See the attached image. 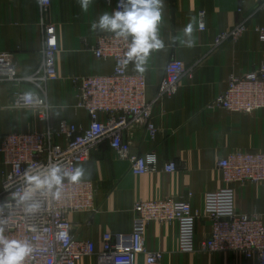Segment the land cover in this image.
Segmentation results:
<instances>
[{
    "label": "crops",
    "instance_id": "obj_1",
    "mask_svg": "<svg viewBox=\"0 0 264 264\" xmlns=\"http://www.w3.org/2000/svg\"><path fill=\"white\" fill-rule=\"evenodd\" d=\"M163 22L159 38L165 47L154 51L139 72L133 63L131 73L145 77V99L155 97L164 66L170 56L184 61L189 74L180 81L176 94L162 97L154 105L155 134L151 137L143 125L122 129V138L130 143L131 154L153 151L157 165L153 173L134 176L129 161L121 159L104 140L91 150L81 180L94 189L92 212L67 213L71 234L79 241H91L95 254L80 258L76 264H97L102 235H128L132 232L133 207L138 201L172 197L188 202L194 210L204 208L207 193L226 185L218 161L234 150H264V109L252 113L231 112L214 105L227 87L230 75H242L257 69L264 60V42L255 30L264 26V0H164ZM205 9L206 29H198L197 13ZM241 9V11H238ZM115 11L114 0H92L82 11L79 0H50L44 21L55 25L58 52L55 56L57 78L46 84L49 119L85 127L86 111L79 107L76 89L70 77L109 74L111 59H98L92 53L96 35L92 23L104 12ZM195 18L191 36L183 29ZM246 19L247 29L216 45V36L231 30ZM39 0H0V53H10L18 75L33 72L39 65L42 47ZM194 45V46H190ZM31 89L25 83L18 87ZM14 88L0 82V135L12 131H41L44 122L35 108L12 105ZM176 160L178 170L165 173L162 163ZM237 211L264 214V183L232 184ZM212 222L205 214L195 226L197 250L184 253L178 247V224L149 223L143 230L145 247L160 252V264H254L240 253H213L200 250L210 236ZM134 264H144L136 255Z\"/></svg>",
    "mask_w": 264,
    "mask_h": 264
},
{
    "label": "built area",
    "instance_id": "obj_2",
    "mask_svg": "<svg viewBox=\"0 0 264 264\" xmlns=\"http://www.w3.org/2000/svg\"><path fill=\"white\" fill-rule=\"evenodd\" d=\"M114 1L117 10L119 0ZM49 4L50 0H39L42 47L38 67L29 74L18 75L12 55L0 53V82L14 88L12 105L35 108L44 122L41 131H12L0 135V222H3L0 227L4 228L6 238L27 239L33 244L35 251L25 264H76L80 258L94 255L95 246L91 241H79L72 236L67 213L94 211L92 183L81 179L72 182L66 177L58 198L37 192L36 199L42 202V209L31 213L26 207L32 201L18 204L20 195L28 187L25 173H44L53 164H60L62 170L72 172L77 165L88 161L91 150L104 140L119 158L129 161L132 175L155 172V153L131 154L129 141L122 138V129L143 125L153 137L155 103L162 97L176 94L180 81L190 71L184 61L170 56L155 97L147 101L145 77L141 73L128 72L122 63L131 37L125 41L113 33H98L92 53L98 59H111L112 71L70 77L76 89L77 105L86 111L88 124L82 127L62 119L54 125L49 119L46 84L57 78L58 44L55 25L44 21ZM206 15L205 9L197 13L199 30L206 29ZM245 29L246 19L231 30L219 33L215 44L235 38ZM255 30L264 42V26L257 25ZM23 83L31 89H19ZM214 105L239 113L264 109V60L257 69L230 75L226 89L217 95ZM217 166L226 187L207 193L202 210H194L188 202L172 197L138 201L133 207L132 232L128 235L104 233L97 264H134L135 256L140 254L144 264H160L162 254L149 251L144 245L143 230L149 223H177L179 250L194 253L197 250L196 222L204 214L210 218L212 228L210 236L200 243L201 251L240 253L254 260V264H264V214L238 212L235 190L230 187L245 182L264 183V150L231 151ZM161 170L176 172L177 161H164Z\"/></svg>",
    "mask_w": 264,
    "mask_h": 264
},
{
    "label": "clouds",
    "instance_id": "obj_3",
    "mask_svg": "<svg viewBox=\"0 0 264 264\" xmlns=\"http://www.w3.org/2000/svg\"><path fill=\"white\" fill-rule=\"evenodd\" d=\"M82 11H87L92 0H79ZM164 0H119L117 10L104 12L98 21L92 23L93 30L113 33L116 38L128 41V50L123 64L133 63L139 72L146 71L145 65L154 51L165 47L159 38L158 25L163 22ZM195 18L183 29L185 36H191ZM203 28L202 25H200ZM194 46V45H190ZM84 175L83 167H76L72 172L62 170L60 164L47 167L44 173H25L27 188L20 195L18 204H27V211L34 213L42 209V202L36 199L37 192L42 195L59 197L65 178L77 182ZM3 223V222H0ZM0 227V264H25L35 251L33 244L27 239H8Z\"/></svg>",
    "mask_w": 264,
    "mask_h": 264
}]
</instances>
